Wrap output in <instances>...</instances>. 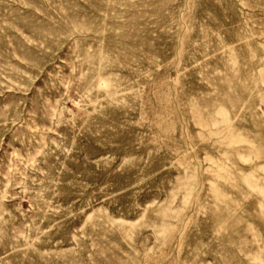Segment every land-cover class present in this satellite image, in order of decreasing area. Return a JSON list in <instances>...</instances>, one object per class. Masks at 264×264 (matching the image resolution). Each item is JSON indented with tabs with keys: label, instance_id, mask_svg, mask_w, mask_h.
Returning a JSON list of instances; mask_svg holds the SVG:
<instances>
[{
	"label": "rangeland",
	"instance_id": "374dc122",
	"mask_svg": "<svg viewBox=\"0 0 264 264\" xmlns=\"http://www.w3.org/2000/svg\"><path fill=\"white\" fill-rule=\"evenodd\" d=\"M0 264H264V0H0Z\"/></svg>",
	"mask_w": 264,
	"mask_h": 264
}]
</instances>
